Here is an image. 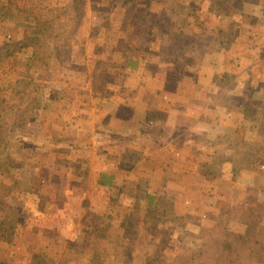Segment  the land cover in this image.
<instances>
[{"label": "rangeland", "instance_id": "obj_1", "mask_svg": "<svg viewBox=\"0 0 264 264\" xmlns=\"http://www.w3.org/2000/svg\"><path fill=\"white\" fill-rule=\"evenodd\" d=\"M262 2L0 0V264H264ZM139 79L206 130L92 143Z\"/></svg>", "mask_w": 264, "mask_h": 264}, {"label": "crops", "instance_id": "obj_2", "mask_svg": "<svg viewBox=\"0 0 264 264\" xmlns=\"http://www.w3.org/2000/svg\"><path fill=\"white\" fill-rule=\"evenodd\" d=\"M258 13L261 17L264 18V2L257 5ZM257 17V16H256ZM262 38V41L264 43V33L260 35ZM260 36L255 35H249V37H246V40L248 39L250 42V45H248L247 51L245 54L250 58L257 54H263L262 52L264 50V45L261 47V53H259V49L257 48L256 44L257 42L255 39ZM249 64L253 67L256 63L251 58L249 59ZM151 64H156L158 68L167 69V67H171L168 64H171L170 61H166L165 65H162L163 61L160 60V58L157 59V61L154 59L150 62ZM144 67L139 66L138 71L145 69ZM165 67V68H163ZM249 73V71H248ZM247 73V75H248ZM142 75V71L139 73ZM153 75V74H152ZM162 82L165 80L161 79ZM262 81L264 83V75L262 77ZM152 83H148L147 81H144V79H139L136 83H134L133 90H135V95L133 100V104H131V97L127 99L124 98L123 101H125L124 105L129 110V116L127 117V121L129 122H123L125 116L118 115V117H114V119L117 120V124L112 125L108 122V124L100 122L99 119L101 118L100 115H94V119H92V133L93 136H95L94 141L92 143L95 144V142L99 141V145L102 146V150H105L104 148L108 150H116L119 149L122 150H130L134 151L135 148L139 150H144V152L149 153L150 151H157L159 148L155 145L154 140H156V137L158 136L156 130L160 131V134L163 135V143L160 147V149H163L165 151H172L174 148L172 147V142L170 140L169 133H173V120L175 118L179 121V116H183V113L181 111H178L173 113L174 110V99L173 97L171 99H168L167 94L163 93V87H160V82L158 80L151 81ZM163 93L162 95H159L160 93ZM187 103V102H186ZM182 104L184 102L182 101ZM131 107V108H130ZM169 109V110H168ZM186 112L182 118H184L187 122L191 121L192 126L196 125V129L198 132L201 130H206L205 126L200 125V120L203 119L200 110H197L196 113L190 114L189 107L186 106ZM136 113V114H135ZM216 116H218V119H220L221 112H215ZM181 114V115H180ZM219 114V115H218ZM104 117L109 116V113L106 112L103 115ZM99 118V119H98ZM103 118V117H102ZM122 119V120H120ZM205 119V118H204ZM102 125V127L96 128V125ZM178 124V123H177ZM116 126V127H115ZM121 127L123 131L125 132H119L117 128ZM128 127H133V132H126L128 131ZM177 127V126H176ZM147 128L150 129V135L149 132H147ZM156 129V130H154ZM151 136L153 139H151ZM158 145V144H157ZM92 149H96L95 145H93ZM184 151V150H182ZM146 160V159H144ZM172 163V162H170ZM115 164H107V168L105 165L102 166L101 172L109 173L114 175L115 179H113V185L116 183L117 175H120L121 166L118 164V170L119 173H115V167L113 166Z\"/></svg>", "mask_w": 264, "mask_h": 264}, {"label": "trees", "instance_id": "obj_3", "mask_svg": "<svg viewBox=\"0 0 264 264\" xmlns=\"http://www.w3.org/2000/svg\"><path fill=\"white\" fill-rule=\"evenodd\" d=\"M39 30V32H42V30H40V28L38 29ZM18 45H20V44H18ZM22 48L24 47V46H22V45H20ZM25 48V47H24ZM109 183V182H108ZM98 185L100 186V187H102V188H107L108 187V185L109 184H107V183H105L104 181H101L100 183H98Z\"/></svg>", "mask_w": 264, "mask_h": 264}]
</instances>
